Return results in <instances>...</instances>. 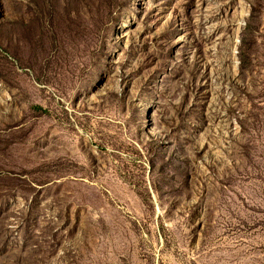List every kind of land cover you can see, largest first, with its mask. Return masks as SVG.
<instances>
[{"label":"rangeland","instance_id":"rangeland-1","mask_svg":"<svg viewBox=\"0 0 264 264\" xmlns=\"http://www.w3.org/2000/svg\"><path fill=\"white\" fill-rule=\"evenodd\" d=\"M0 264H264V0H0Z\"/></svg>","mask_w":264,"mask_h":264}]
</instances>
